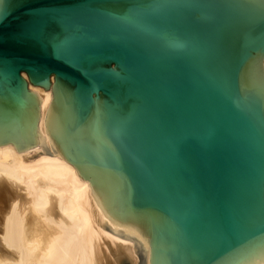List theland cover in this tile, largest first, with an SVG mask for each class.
<instances>
[{"label":"water","instance_id":"1","mask_svg":"<svg viewBox=\"0 0 264 264\" xmlns=\"http://www.w3.org/2000/svg\"><path fill=\"white\" fill-rule=\"evenodd\" d=\"M88 181L138 264H264V0H0V146Z\"/></svg>","mask_w":264,"mask_h":264},{"label":"bare ground","instance_id":"2","mask_svg":"<svg viewBox=\"0 0 264 264\" xmlns=\"http://www.w3.org/2000/svg\"><path fill=\"white\" fill-rule=\"evenodd\" d=\"M41 99V142L18 153L0 146V264H138L134 243L100 227L104 214L88 181L54 155L44 119L51 91Z\"/></svg>","mask_w":264,"mask_h":264}]
</instances>
